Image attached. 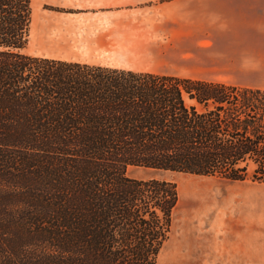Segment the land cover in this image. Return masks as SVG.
Wrapping results in <instances>:
<instances>
[{"label":"trees","instance_id":"16d2710c","mask_svg":"<svg viewBox=\"0 0 264 264\" xmlns=\"http://www.w3.org/2000/svg\"><path fill=\"white\" fill-rule=\"evenodd\" d=\"M0 0V264H157L179 203L141 167L264 184V90L23 53Z\"/></svg>","mask_w":264,"mask_h":264},{"label":"rangeland","instance_id":"374dc122","mask_svg":"<svg viewBox=\"0 0 264 264\" xmlns=\"http://www.w3.org/2000/svg\"><path fill=\"white\" fill-rule=\"evenodd\" d=\"M33 5L36 19L33 16L35 22L30 42L23 51L25 54L161 75L182 74L181 46L166 43L168 33L167 23L164 22V15L179 17V0H33ZM45 16L56 18L58 24L55 29L48 30L44 26ZM168 31L180 36L181 23H170ZM106 32L109 35H125L130 40L108 46ZM100 36L105 38L102 43ZM141 39L158 45L163 53L156 56L155 52L140 51L141 47L133 41ZM127 176L137 180H169L175 182L178 188L182 184V205L178 204L174 212L170 237L157 264H169L168 260L176 250V236L182 231L185 219L195 207L203 204L211 207L202 214L204 238L181 264H264V247L241 243L240 237L229 239L223 226H217L216 221L220 219L237 225V215L232 209L227 216L219 219L215 218L217 212L214 210L215 200L224 203L228 192L260 183L251 180L231 182L218 177L193 178L192 175L141 167L129 168ZM231 204L234 207L239 204L235 196Z\"/></svg>","mask_w":264,"mask_h":264},{"label":"crops","instance_id":"0c3cea01","mask_svg":"<svg viewBox=\"0 0 264 264\" xmlns=\"http://www.w3.org/2000/svg\"><path fill=\"white\" fill-rule=\"evenodd\" d=\"M179 2V17L164 15L166 43L181 46L182 74L172 76L264 90V0ZM174 22L181 23L180 36L168 31ZM106 35L108 46L130 40L125 35L107 32ZM133 43L141 47L140 51L155 52L156 56L163 53L151 41L141 39ZM180 194L179 191L178 204L182 205ZM233 196L239 201L236 207L231 204ZM208 207L209 204L199 205L188 214L182 231L176 236V250L169 264L185 262L184 257L203 240L202 214ZM231 209L237 215V225L222 219L216 221L219 228L223 226L225 236L240 237L241 243L264 247V184L228 192L224 203L215 200L216 219L227 216Z\"/></svg>","mask_w":264,"mask_h":264},{"label":"bare ground","instance_id":"6f19581e","mask_svg":"<svg viewBox=\"0 0 264 264\" xmlns=\"http://www.w3.org/2000/svg\"><path fill=\"white\" fill-rule=\"evenodd\" d=\"M34 6V5H33ZM34 19H36V10H35V7H34ZM35 22V20H33V23ZM32 23V25H33ZM43 23H44V26L48 29V30H52V29H55L57 27V24L58 22L56 21V18H52L51 16H45L44 19H43ZM99 41L102 43L105 41V38L104 36H100L99 37ZM131 168V167H130ZM179 191L181 193V186L182 184H179ZM181 195V194H180ZM182 197V195H181Z\"/></svg>","mask_w":264,"mask_h":264}]
</instances>
